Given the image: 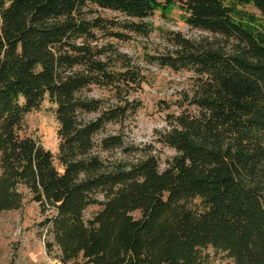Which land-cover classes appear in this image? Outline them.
<instances>
[{
  "label": "trees",
  "instance_id": "1",
  "mask_svg": "<svg viewBox=\"0 0 264 264\" xmlns=\"http://www.w3.org/2000/svg\"><path fill=\"white\" fill-rule=\"evenodd\" d=\"M172 7L211 36L167 32L170 51L144 53L195 77L160 134L177 155L163 169L155 156L108 162L100 152L132 148L101 135L138 113L148 79L117 44L149 37ZM247 7L264 21V0H0V215L29 190L64 264H208L209 249L264 264V37ZM44 102L62 171L24 127ZM91 206L101 209L86 219Z\"/></svg>",
  "mask_w": 264,
  "mask_h": 264
},
{
  "label": "rangeland",
  "instance_id": "2",
  "mask_svg": "<svg viewBox=\"0 0 264 264\" xmlns=\"http://www.w3.org/2000/svg\"><path fill=\"white\" fill-rule=\"evenodd\" d=\"M228 1V0H226ZM247 15H255L261 25H254L258 34L264 37V21L261 15L252 7L240 9ZM106 17H113L110 12H102ZM155 31L147 38H138L136 41L121 44L117 47L121 52L128 54L148 73L146 84L136 97L141 107L134 116L124 124H111L101 137L107 135H121L125 148H132L131 153L118 148L113 152H100L102 159L108 162L133 164L147 156L158 158L160 168H165L177 152L160 142V134L171 129L169 116L179 115L181 110L178 103L183 100V94L191 93L195 86V77L191 72L175 73L150 64L144 58V53H164L170 51V41L167 32H180L192 40L211 37L210 34L191 29L183 18L178 7L169 8L166 12L158 11L150 19ZM244 23H248L244 21ZM91 96L107 98L109 95L95 90ZM53 107L44 102L42 107L30 113L24 123L27 135L36 139L46 150L54 155L55 166L62 171L57 159L58 140L57 123ZM98 153V151H97ZM24 201L19 210L4 212L0 215V264H64L60 260L61 251L54 247L49 251L47 241L52 237L47 235V229L40 226L46 216L42 213L38 203L32 200L31 193L23 189ZM97 199L104 201V194L98 193ZM196 203H199L196 201ZM101 207L91 206L85 212L86 219L92 218ZM141 218L140 213L133 214ZM208 264H225V254L218 250L209 249ZM68 264H74L68 263Z\"/></svg>",
  "mask_w": 264,
  "mask_h": 264
}]
</instances>
